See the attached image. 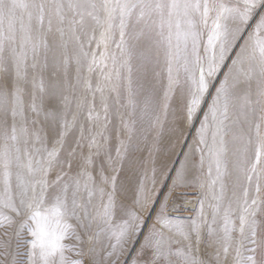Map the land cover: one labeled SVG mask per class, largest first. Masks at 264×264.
Returning <instances> with one entry per match:
<instances>
[{
    "label": "snow or ice",
    "instance_id": "snow-or-ice-1",
    "mask_svg": "<svg viewBox=\"0 0 264 264\" xmlns=\"http://www.w3.org/2000/svg\"><path fill=\"white\" fill-rule=\"evenodd\" d=\"M0 264H264V0H0Z\"/></svg>",
    "mask_w": 264,
    "mask_h": 264
},
{
    "label": "bare ground",
    "instance_id": "bare-ground-1",
    "mask_svg": "<svg viewBox=\"0 0 264 264\" xmlns=\"http://www.w3.org/2000/svg\"><path fill=\"white\" fill-rule=\"evenodd\" d=\"M188 142L190 143L191 141L189 140ZM189 207H191V205H189Z\"/></svg>",
    "mask_w": 264,
    "mask_h": 264
}]
</instances>
